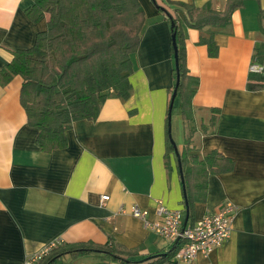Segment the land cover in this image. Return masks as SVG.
Returning a JSON list of instances; mask_svg holds the SVG:
<instances>
[{
    "label": "crops",
    "instance_id": "0c3cea01",
    "mask_svg": "<svg viewBox=\"0 0 264 264\" xmlns=\"http://www.w3.org/2000/svg\"><path fill=\"white\" fill-rule=\"evenodd\" d=\"M173 1L198 7L211 1L224 10L228 0ZM140 2L146 21L140 47L132 55L130 97L108 98L97 119L75 121L63 147L47 151L40 146L39 130L29 124L21 104L22 76L0 83V264H25L55 239L101 246L113 240L135 260L172 248L131 213L138 205L148 211L149 220H156L160 201L182 210L186 220L178 158L168 143L174 84L171 23L153 0ZM34 3L0 0V70L16 50L34 46L37 35L47 30L48 16L35 21L28 14ZM182 29L187 66L200 85L188 129L180 113L176 119L177 145L186 170L194 168L187 181L190 191L191 185L205 186L191 204L187 224L226 202L236 212L230 237L210 255L200 254L192 262L176 259L175 264H264V87L249 88L250 65L257 44L264 41V0H243L233 11L231 24L216 36V57L199 43V29L186 23ZM215 151L226 158L227 169L211 171L200 165ZM103 195L109 199L102 200ZM48 264L123 263L89 251L65 253Z\"/></svg>",
    "mask_w": 264,
    "mask_h": 264
},
{
    "label": "trees",
    "instance_id": "16d2710c",
    "mask_svg": "<svg viewBox=\"0 0 264 264\" xmlns=\"http://www.w3.org/2000/svg\"><path fill=\"white\" fill-rule=\"evenodd\" d=\"M153 1L171 23L174 84L170 89V103L177 88L172 115L179 98V109L185 128L188 129L194 118L192 100L200 80L190 74L187 66L182 25L186 23L199 29L202 33L199 43L208 47L209 56L216 57L220 49L216 36L231 24L233 11L242 6L243 0H228L224 10H217L211 1L200 7L194 2ZM28 14L35 21L48 16V28L37 35L34 46L15 51L14 59L0 70V83L5 85L15 75L22 76L21 104L29 124L39 130L40 146L50 151L65 145L66 131L75 121L97 119L108 98L130 97V77L134 70L132 55L140 47L143 38L146 12L140 0H35ZM174 34L178 67L172 38ZM254 58L264 65V41L257 44ZM178 71L180 80L177 86ZM252 74L249 88H263L264 72ZM170 103L167 115L168 143L169 148L175 150L169 116ZM186 137L188 146L189 134ZM175 153L185 191L186 217L188 214L189 219L192 218L191 204L197 200L198 191L205 186L194 188L191 185L190 191L187 181L194 168L186 170L184 154L179 148ZM224 161H227L226 158L215 151L199 163L202 167L209 166L211 171H222L227 169ZM213 164L218 167L214 168ZM204 194H201V198H204ZM180 246V242L173 243L168 251L135 260L132 252L122 249L113 240L105 246L92 242H62L37 264L44 260L48 264L65 253L89 251L104 253L119 259L123 264H175Z\"/></svg>",
    "mask_w": 264,
    "mask_h": 264
},
{
    "label": "built area",
    "instance_id": "2783aa9c",
    "mask_svg": "<svg viewBox=\"0 0 264 264\" xmlns=\"http://www.w3.org/2000/svg\"><path fill=\"white\" fill-rule=\"evenodd\" d=\"M250 72L263 73L264 65L254 58L250 65ZM107 199H109V195H103L102 200ZM158 202L156 220H149L147 218L148 211L138 205L131 207V213L135 217L143 219L147 227L153 229L170 243L180 242L181 246L176 254L178 260L192 262L200 254L208 256L231 235L236 212V206L232 202L220 205L213 214L206 215L195 224H187L185 227L182 210L171 209L162 202ZM62 242L64 241L61 239H55L41 251L30 255L25 264H37L44 255Z\"/></svg>",
    "mask_w": 264,
    "mask_h": 264
},
{
    "label": "water",
    "instance_id": "95a60500",
    "mask_svg": "<svg viewBox=\"0 0 264 264\" xmlns=\"http://www.w3.org/2000/svg\"><path fill=\"white\" fill-rule=\"evenodd\" d=\"M173 46L175 48V57H176V64H177V67H178V58H177V45H176V36L175 34L173 35ZM177 86L179 85V80H180V74H179V71H178V74H177ZM176 96H177V88H175V91L173 93V96L171 98V103H170V123H171V115H172V108H173V105H174V102H175V99H176ZM174 146H175V150L176 152H178V147H177V144L174 143ZM187 221H188V214H187V217H186V220L184 222V227L187 226Z\"/></svg>",
    "mask_w": 264,
    "mask_h": 264
},
{
    "label": "rangeland",
    "instance_id": "374dc122",
    "mask_svg": "<svg viewBox=\"0 0 264 264\" xmlns=\"http://www.w3.org/2000/svg\"><path fill=\"white\" fill-rule=\"evenodd\" d=\"M179 107H180V100L178 98L176 105L174 107V110H173V115H172V120H171V133H172V137L176 144H177V121L176 119L179 113L181 114Z\"/></svg>",
    "mask_w": 264,
    "mask_h": 264
}]
</instances>
